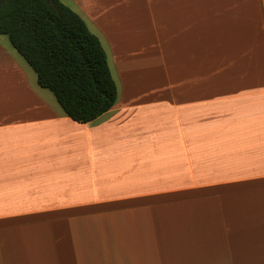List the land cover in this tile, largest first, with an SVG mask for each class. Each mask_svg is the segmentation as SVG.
<instances>
[{
	"label": "crops",
	"instance_id": "0c3cea01",
	"mask_svg": "<svg viewBox=\"0 0 264 264\" xmlns=\"http://www.w3.org/2000/svg\"><path fill=\"white\" fill-rule=\"evenodd\" d=\"M115 104L79 122L0 34V264H264V0H61Z\"/></svg>",
	"mask_w": 264,
	"mask_h": 264
},
{
	"label": "trees",
	"instance_id": "16d2710c",
	"mask_svg": "<svg viewBox=\"0 0 264 264\" xmlns=\"http://www.w3.org/2000/svg\"><path fill=\"white\" fill-rule=\"evenodd\" d=\"M0 34L74 120L91 121L115 104L118 88L100 38L61 0H0Z\"/></svg>",
	"mask_w": 264,
	"mask_h": 264
}]
</instances>
